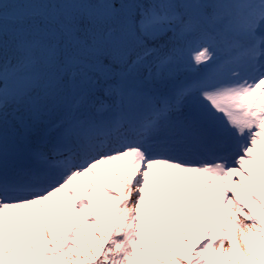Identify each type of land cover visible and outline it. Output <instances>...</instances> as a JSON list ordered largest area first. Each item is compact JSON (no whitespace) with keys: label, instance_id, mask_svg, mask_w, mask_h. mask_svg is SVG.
<instances>
[{"label":"snow or ice","instance_id":"obj_1","mask_svg":"<svg viewBox=\"0 0 264 264\" xmlns=\"http://www.w3.org/2000/svg\"><path fill=\"white\" fill-rule=\"evenodd\" d=\"M0 264H264V0H0Z\"/></svg>","mask_w":264,"mask_h":264},{"label":"trees","instance_id":"obj_2","mask_svg":"<svg viewBox=\"0 0 264 264\" xmlns=\"http://www.w3.org/2000/svg\"><path fill=\"white\" fill-rule=\"evenodd\" d=\"M141 2H143V3H152L153 0H141ZM156 2H159V0H156ZM162 43H164V42H160L158 44L161 45ZM158 44L157 43H154L155 47H160V45H158ZM149 46L150 47H154L153 44H151V43L149 44ZM139 51H140V49H136L133 52V55L130 56V59L134 60L136 58V53L139 52ZM187 53L188 52H186V54H185V59L187 61H191V55H188ZM155 60H156V57L155 56H148V57H146L144 64L141 65L137 69V71L140 74H142L143 76H145V77H151V76L155 75V73H156V70H155L156 69L155 68ZM179 74L180 73H178L174 79L165 81V84H164L163 87H161V90L162 91L167 90V88L169 87V84H172V83H174L175 81L178 80ZM183 74L185 75V73H183ZM187 74H189V73H187Z\"/></svg>","mask_w":264,"mask_h":264},{"label":"rangeland","instance_id":"obj_3","mask_svg":"<svg viewBox=\"0 0 264 264\" xmlns=\"http://www.w3.org/2000/svg\"><path fill=\"white\" fill-rule=\"evenodd\" d=\"M168 36L170 37V36H171V33H169ZM166 39H167V38H165V41H166ZM165 41H157V42H155V43L158 44V43H160V42H165ZM151 44H153V46L155 47L154 43H151ZM158 45H160V44H158ZM137 49H139V48H137ZM135 50H136V49H135ZM135 50H134V51H135ZM134 51H133V52H134ZM133 52L131 53V56L133 55ZM187 54H188V55H191V57H192L195 53H194V51H193V52H188ZM155 70H156V69H155ZM190 78H191V77H190V74L185 73V75H184L183 73H180V74H179V78H178V80L175 81V82L172 83V84H169V87L167 88V90H164V91H162L161 89H160V90H161L162 92H168V91L171 90L172 88L179 87L181 84L188 82ZM120 167L122 168L123 166L121 165Z\"/></svg>","mask_w":264,"mask_h":264}]
</instances>
